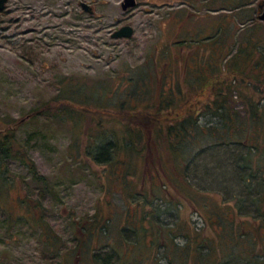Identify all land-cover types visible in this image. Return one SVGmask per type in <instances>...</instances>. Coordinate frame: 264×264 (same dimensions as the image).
<instances>
[{
    "label": "rangeland",
    "instance_id": "1",
    "mask_svg": "<svg viewBox=\"0 0 264 264\" xmlns=\"http://www.w3.org/2000/svg\"><path fill=\"white\" fill-rule=\"evenodd\" d=\"M122 1L8 0L0 11V129L16 132L47 182H34L22 163H8L2 181L14 180L15 186L0 192V264H103L98 257L114 249L122 262L171 264L173 250L181 253L204 238L218 242L219 232L206 216L213 207H229L246 220L252 230L245 238L256 246L254 256L243 259L224 258L226 251L216 245L222 264H264V164L259 163L264 153L253 155L248 144L258 140L249 138L248 130L227 135L222 118L206 114L204 107L214 91L205 87L209 64L220 80L236 63L241 72L264 71L261 64L254 67L264 63V25L253 20L247 39L252 26L244 27L231 0H138L126 11ZM128 24L135 30L132 37H113ZM250 78L239 75V88L228 92L230 112L241 120L253 113L242 93L260 97L264 111V79ZM202 89L192 98L195 110L203 111L198 128L185 134L189 153L174 157L186 167L193 199L183 198L167 175L165 182L149 178L139 158L132 163L140 176L133 169L124 181L120 165L91 155L108 141L105 135L125 131L132 116L121 117V109L148 104L155 110L159 99L182 103L178 99ZM49 102L54 109L41 111ZM74 103L91 108L79 113ZM147 154L156 165L170 156L157 148ZM22 197L38 205L37 217ZM112 259L105 263L117 264Z\"/></svg>",
    "mask_w": 264,
    "mask_h": 264
},
{
    "label": "trees",
    "instance_id": "2",
    "mask_svg": "<svg viewBox=\"0 0 264 264\" xmlns=\"http://www.w3.org/2000/svg\"><path fill=\"white\" fill-rule=\"evenodd\" d=\"M234 5L235 4L233 2V6ZM232 8L230 10H232ZM238 13L241 14V11ZM253 29L254 26L250 27L247 30V32L249 33V35L247 33V39H251V37L249 36L250 32L254 31ZM252 53L253 52L250 53V57ZM189 55L184 58L187 62L190 61ZM259 64L262 65L264 70V63H262L261 61L254 63V67ZM197 65L198 64L195 65L193 63L192 66H196V68H198ZM236 65L237 63L235 65H231L230 68L227 69L228 71L226 75L228 76L223 77V80L218 79L222 75L217 73V69L214 71L215 65H208L207 73L209 72V74L208 77L205 78V87H210L214 91H212V96H210L212 101L204 105L205 111L206 114L212 113L213 115L222 118L224 124L222 130L227 135L230 134V131H234L238 135L237 131L245 132L246 130H248L246 131V135L248 134L249 138L255 136V139L258 140H254L253 142H250V144H248L249 147L253 148V151L251 152L253 153V155L258 154L259 156H261L264 153V111L259 105L260 97L257 98L255 95H250L249 97H247L246 93L241 94L242 99L243 97H246L245 100H248V105L253 111V113H251V117L244 120L235 117L234 114L230 112L232 104L229 103L230 101H228V99L232 97L230 93L237 91L235 87L239 88L240 83L237 84V77L239 75L248 76L252 79H255L258 76L259 78L264 79V71L260 74H257L258 70L255 72L254 68L252 71L241 72L239 71V69H242L241 66ZM235 67L237 70H235ZM254 72L256 73V75L254 74ZM231 76H234V79H231ZM196 86L198 87L199 85L196 84ZM205 87H203V89ZM203 89L198 93L195 92L191 95L190 93H187L185 97H181L180 99H178L179 101H182L184 99L182 103H173L170 100L162 101L159 99L158 106H154L155 110L150 109L148 104H146L147 106L145 105L146 107L144 108L129 106L131 109H121V117L124 118L125 114L127 113L131 114L132 116V118L127 122V126H125L124 128L125 131L119 130L120 132L115 131L109 136L105 135V139L109 137L108 141L99 144V149H97L96 152H90L91 155H93L96 160L106 159L103 161L111 164H118V166L120 165V167L123 168L122 178L124 179V181L128 180V177H131V175H133V169L135 172H137V167L135 170L134 163L132 162L135 158H139L141 160H139L141 163L143 161L146 163L145 174L147 173L150 176L149 178L155 179L156 177H159L162 182H165L163 179V175H167V177H169V179L174 182L176 189L179 191V193L182 194L183 198L187 200L193 199L196 196V193L191 186V181L188 179L187 171L185 170L186 167H182V164H180L181 162H175L174 157L177 155V153H189L186 149L187 143L184 141L185 134L189 131L190 127H192L193 129L198 128L197 115L203 111L202 108L195 110L194 107L197 104V100H194L192 98H196L197 96L203 94ZM228 92L230 93L228 94ZM252 101H254V103ZM64 102L73 103L69 100H64ZM74 104H77L81 107L79 108V110L81 109L79 113H82L86 107L91 108L88 103ZM178 104L181 105L178 106ZM54 105V103L49 102L45 107L41 109V111H52V109H54ZM184 106H188L187 111H184ZM193 111L196 113L194 114ZM144 112L147 113L144 115ZM183 112V117H181ZM67 113L69 114V112ZM147 131L151 132V137L149 139ZM221 134L219 132V135ZM183 142H185L186 144H184ZM156 148L159 153L162 151V149H166L170 154L168 160L162 162L163 164L161 163L159 165H156L154 159H152L151 161L148 159L147 152H149V150L153 152ZM187 154L185 156H187ZM189 158L190 157H187L185 161L187 162ZM262 158L259 161L260 164H264V154ZM167 161H169V163H166ZM9 162H19L27 166L29 172L33 176V181L42 183L43 185L47 186L45 177L39 174L34 160L31 158L30 154H28V150L26 149V147L19 142L16 132L13 129L11 130L8 128L7 130L0 129V192L4 191V189H10L11 186H15L13 182L14 180H8L5 182L2 181L5 177L7 178V165ZM249 162L250 160L246 159V165L252 166ZM168 164H172L173 166H175L177 172L174 173L173 170L171 172L167 170V167H169ZM136 174H139L140 176L139 172H137ZM203 197L205 198V202H207L206 200H208L209 202L211 201V197H209L207 194H205ZM21 200L24 207L29 210V212L33 213L35 217H37L36 210L38 209V205L28 202V199L26 197H22ZM194 200L198 201V194ZM227 209L230 210L229 207H227ZM228 210H225L224 208L213 207V209L210 208V214L206 215L207 218L211 219L215 230L219 232L218 242H209L208 238H204L203 242H196V247L189 248L187 244L186 248H182L181 253L173 250L174 253L172 255L173 257H171L170 263L222 264V257L220 256V252L217 251L216 245L222 246L224 251H226V255L224 256V258L242 257L243 259H246L249 256H254L256 246L245 238L246 235H249L248 231L252 230L250 225L248 224L249 227H247V223L245 222L246 220L244 221L243 218L238 220L234 212L232 210ZM262 214L264 217V213ZM38 220L40 222L41 219L38 217ZM257 225L259 227L260 223H257ZM99 228H101V226H99ZM138 228L139 226L136 227V229ZM136 229L131 228L134 233L137 232ZM243 231L246 234L242 233ZM171 232L172 231H170V233ZM142 234H144L143 236L146 235L143 231ZM196 238L197 237H192L194 241H196ZM206 243H209V245L206 246ZM203 246L206 247L205 252L202 250ZM175 248L176 247H174V249ZM94 256L98 257V254H94ZM98 258L103 264H106L105 261L109 258H113V263H115L114 260H116L117 264H140L142 261V259H138L133 262H122L120 253L115 249L111 250V252L107 254V257ZM155 264L162 263L158 261Z\"/></svg>",
    "mask_w": 264,
    "mask_h": 264
},
{
    "label": "flooded vegetation",
    "instance_id": "3",
    "mask_svg": "<svg viewBox=\"0 0 264 264\" xmlns=\"http://www.w3.org/2000/svg\"><path fill=\"white\" fill-rule=\"evenodd\" d=\"M232 1L236 4L235 9H237V11L238 10L241 11V15L244 18L243 20L244 27L247 22H249V26L250 25L253 26L255 24L253 20L255 19H257L260 23H262V25H264V19H261V15L264 14V0H232Z\"/></svg>",
    "mask_w": 264,
    "mask_h": 264
},
{
    "label": "water",
    "instance_id": "4",
    "mask_svg": "<svg viewBox=\"0 0 264 264\" xmlns=\"http://www.w3.org/2000/svg\"><path fill=\"white\" fill-rule=\"evenodd\" d=\"M8 0H0V11H3L6 8V4H7ZM122 8L123 10H129L131 8H134L138 5L137 0H123L122 3ZM83 8L88 11L90 14L94 13V9L91 5H89L88 3H82ZM261 19H264V14L261 15ZM134 28L131 25H124L122 26L120 29L116 30L113 33V37L115 38H129L132 37L134 35Z\"/></svg>",
    "mask_w": 264,
    "mask_h": 264
}]
</instances>
